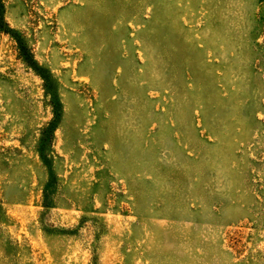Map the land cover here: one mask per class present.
<instances>
[{
	"label": "rangeland",
	"instance_id": "obj_1",
	"mask_svg": "<svg viewBox=\"0 0 264 264\" xmlns=\"http://www.w3.org/2000/svg\"><path fill=\"white\" fill-rule=\"evenodd\" d=\"M0 13V264H264V0Z\"/></svg>",
	"mask_w": 264,
	"mask_h": 264
},
{
	"label": "trees",
	"instance_id": "obj_2",
	"mask_svg": "<svg viewBox=\"0 0 264 264\" xmlns=\"http://www.w3.org/2000/svg\"><path fill=\"white\" fill-rule=\"evenodd\" d=\"M0 15H1V13H0ZM4 31H6V29H4Z\"/></svg>",
	"mask_w": 264,
	"mask_h": 264
}]
</instances>
